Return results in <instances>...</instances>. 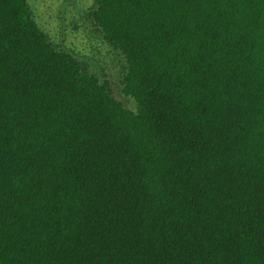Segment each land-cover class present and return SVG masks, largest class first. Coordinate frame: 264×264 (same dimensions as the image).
<instances>
[{
    "label": "trees",
    "instance_id": "1",
    "mask_svg": "<svg viewBox=\"0 0 264 264\" xmlns=\"http://www.w3.org/2000/svg\"><path fill=\"white\" fill-rule=\"evenodd\" d=\"M125 107L0 0V264H264V0H95Z\"/></svg>",
    "mask_w": 264,
    "mask_h": 264
},
{
    "label": "rangeland",
    "instance_id": "2",
    "mask_svg": "<svg viewBox=\"0 0 264 264\" xmlns=\"http://www.w3.org/2000/svg\"><path fill=\"white\" fill-rule=\"evenodd\" d=\"M33 18L57 49L82 61L106 81L110 93L125 107L135 110V101L124 91L126 59L94 25L95 0H28Z\"/></svg>",
    "mask_w": 264,
    "mask_h": 264
}]
</instances>
